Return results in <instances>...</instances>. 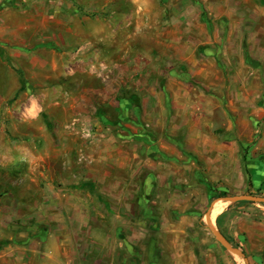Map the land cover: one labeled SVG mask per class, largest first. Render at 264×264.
<instances>
[{
  "label": "crops",
  "instance_id": "obj_1",
  "mask_svg": "<svg viewBox=\"0 0 264 264\" xmlns=\"http://www.w3.org/2000/svg\"><path fill=\"white\" fill-rule=\"evenodd\" d=\"M86 40L114 69L103 86L75 67ZM39 76L43 121L21 84ZM262 96L264 0H0L1 220L44 225L43 264H225L192 234L215 194L257 179L239 130ZM110 224L131 227L92 235ZM15 254L32 264L0 259Z\"/></svg>",
  "mask_w": 264,
  "mask_h": 264
},
{
  "label": "rangeland",
  "instance_id": "obj_2",
  "mask_svg": "<svg viewBox=\"0 0 264 264\" xmlns=\"http://www.w3.org/2000/svg\"><path fill=\"white\" fill-rule=\"evenodd\" d=\"M81 10L84 15H93L92 8H87V3H81ZM91 10V11H90ZM95 13L94 15H97ZM101 20L92 19L93 24H95L98 29H103L108 18V14L101 12ZM106 19V21H105ZM86 37V34H83ZM84 37V38H85ZM32 51H36L33 49ZM38 51V50H37ZM39 52V51H38ZM43 57L41 53H36L33 56ZM73 55H75V60L78 61L75 67L80 70V78L88 85V86H103L107 84L99 79L93 72L92 66L99 62H106L111 68L113 67L109 64V60L103 53V51L95 49L92 45L89 44L88 40L83 41L74 51ZM33 60L34 57H33ZM31 66V65H30ZM40 71V70H39ZM112 72L111 74H113ZM43 77L39 76L36 80H24L22 84L23 91L27 92L29 96L33 95L39 98V105L41 106V114L39 120L43 121ZM108 82V81H107ZM262 83V79H261ZM129 96V93L127 94ZM124 94V98L127 97ZM120 96V95H118ZM119 98V97H117ZM20 99L19 94L15 98H13L8 104L13 105L15 101ZM19 106L23 105L27 99H21ZM260 106L263 107L264 104V96L260 98L259 102ZM258 107L256 110H258ZM6 107L5 104L0 103V119L3 117V110ZM227 116V115H226ZM222 112L217 114L218 120L223 122L227 120ZM240 119H244L248 121L249 129L244 127L240 128V133H248L249 130L253 133L254 144L258 145L260 148L259 151L255 152V156L250 155V166L254 169V173L257 176V179L248 184L242 183V181L237 182L236 186L233 185L232 188L236 190H226V196L221 197H241V196H249V197H262L264 198V117H259L257 114H252L251 117L245 115L244 112L240 114ZM247 151L245 150V154L247 155ZM251 159L253 161H251ZM247 160V158H246ZM251 178V177H250ZM2 181V178H0ZM0 183V196L3 195V190L5 186ZM35 183L33 182V185ZM42 186V185H41ZM218 199V194H215L212 201ZM223 202V210L221 213L207 220L206 213L211 205V203L204 209V213L200 216L198 227L204 230V233H193L192 241L197 240L199 244L207 245L210 253H214L216 250L223 253V258L225 260V264H246L244 258L239 261L235 258V252L230 251L224 245H222L213 235L209 226L215 227L225 238L227 243L231 245L233 248L241 251L245 257L249 260V264H264V203L259 201L252 200H236V201H225L219 200ZM217 201V202H219ZM13 211V210H11ZM2 214L0 213V255L9 254V252L13 250L25 251L32 254V264H43V259L40 257L38 252L43 249L41 245L42 237H43V224L26 222L23 223L20 219H11V220H1ZM119 226L123 227L125 230L129 229L131 226H123V225H95L92 226L94 235L99 241H103V236L107 229L114 233V230ZM207 233L208 235H206ZM23 234V236H21ZM86 236V234H85ZM206 242V243H204ZM211 243H214L216 247L211 246ZM102 248V245L99 246ZM208 251V252H209ZM239 253V252H238ZM240 254V253H239ZM241 255V254H240ZM242 256V255H241ZM21 264L23 263V257L19 261ZM17 254L15 255H4L3 259H0V264H18Z\"/></svg>",
  "mask_w": 264,
  "mask_h": 264
},
{
  "label": "water",
  "instance_id": "obj_3",
  "mask_svg": "<svg viewBox=\"0 0 264 264\" xmlns=\"http://www.w3.org/2000/svg\"><path fill=\"white\" fill-rule=\"evenodd\" d=\"M219 200H225V201H236V200H252V201H259V202H263L264 203V198L262 197H249V196H241V197H225V198H218L215 199L212 203L211 206L209 207L207 213H206V217L207 220L210 219L211 215H212V211H213V207L215 205V203ZM209 229L211 230V232L213 233V235L215 236V238L222 244L224 245L226 248H228L230 251L232 252H239L242 257L245 260L246 264H249V260L245 257V255L237 250L236 248H233L231 245H229L227 243V241L225 240V238L223 237V235L213 226H209Z\"/></svg>",
  "mask_w": 264,
  "mask_h": 264
},
{
  "label": "built area",
  "instance_id": "obj_4",
  "mask_svg": "<svg viewBox=\"0 0 264 264\" xmlns=\"http://www.w3.org/2000/svg\"><path fill=\"white\" fill-rule=\"evenodd\" d=\"M92 72L103 82H106L112 73V68L106 62L102 61L99 62L97 66H92ZM84 134L85 136L90 137L89 131H86Z\"/></svg>",
  "mask_w": 264,
  "mask_h": 264
},
{
  "label": "bare ground",
  "instance_id": "obj_5",
  "mask_svg": "<svg viewBox=\"0 0 264 264\" xmlns=\"http://www.w3.org/2000/svg\"><path fill=\"white\" fill-rule=\"evenodd\" d=\"M223 207H225V206L223 205L222 201L216 202L214 207H213L212 215L210 218L213 219L214 217H217L221 213V211L223 210ZM235 258L239 261L242 260V256L238 252H235Z\"/></svg>",
  "mask_w": 264,
  "mask_h": 264
},
{
  "label": "trees",
  "instance_id": "obj_6",
  "mask_svg": "<svg viewBox=\"0 0 264 264\" xmlns=\"http://www.w3.org/2000/svg\"><path fill=\"white\" fill-rule=\"evenodd\" d=\"M119 99H120V98H119ZM224 196H226V193H220V194H218V197H219V198L224 197Z\"/></svg>",
  "mask_w": 264,
  "mask_h": 264
}]
</instances>
